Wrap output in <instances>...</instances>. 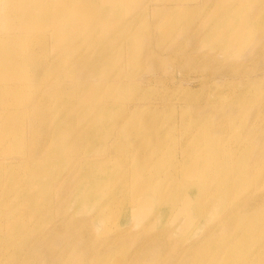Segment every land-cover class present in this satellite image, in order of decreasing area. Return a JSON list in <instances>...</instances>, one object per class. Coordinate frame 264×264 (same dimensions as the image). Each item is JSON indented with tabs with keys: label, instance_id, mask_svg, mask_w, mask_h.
Returning <instances> with one entry per match:
<instances>
[{
	"label": "bare ground",
	"instance_id": "6f19581e",
	"mask_svg": "<svg viewBox=\"0 0 264 264\" xmlns=\"http://www.w3.org/2000/svg\"><path fill=\"white\" fill-rule=\"evenodd\" d=\"M99 1L3 0L4 8L0 11V25L3 27L9 25L8 29H11L16 24L19 28L28 27L30 29L22 30L18 35H14L18 38L34 36L36 33L39 34L36 37L40 38L41 35L46 36L45 33L50 32L53 36L59 35L56 41L59 38L63 41H69L73 39L82 40L85 37H89L92 41V37L96 39L102 35V47L105 49L101 53H106L115 45L120 50L121 46L127 41V48L130 54L134 55L132 59L134 61L138 60L140 63L145 61L153 52L146 56L139 50V46L144 44L140 39L148 31L141 24L146 23L147 7L151 0H114L125 1L129 4L138 2L137 7L133 9V14L128 19V25L131 24L132 27L126 26L125 29L119 23L118 13L107 12L110 2L102 0L105 6L97 8ZM248 1H163L162 4L164 5L157 7L158 11L159 8H161L160 12L168 9V13L177 10L183 12L187 17L179 23H167V20L163 18L156 20L154 24L150 21L149 24H145L146 27L151 29L153 26L160 27L163 38L171 34L165 46L155 49V55L158 57L157 54H162L164 51L169 56H172L173 53L178 55L181 51L185 52L183 46L186 39L195 35L200 36V39L204 40L203 42L208 46L213 43L214 46L218 45V47L216 46L217 49L226 50L227 55L230 52L232 53L237 49L238 43H242L250 35L251 28L257 24V21H254L251 17L250 7L247 6L251 0L249 3ZM35 2L39 5L36 6ZM203 7H206L203 10L204 16L202 17L205 25L201 26L194 15L198 12V9ZM70 8L73 10H70ZM209 10H212L213 14L205 16ZM259 11V13H264V1ZM81 12L86 13V26H83L84 20ZM36 24L40 26H35ZM135 25L139 26L137 31L136 29L133 30ZM127 32L129 34L126 36ZM10 36L7 32H0V94L9 96L15 90L17 93L19 89L30 86L31 82L34 86L39 83L42 84L43 74L48 71L45 63L48 59L37 61L38 63L32 66L24 65V60L20 57L25 54L24 50H10L9 46L6 45L7 42H13L12 40L8 41ZM148 40L149 44H145L153 46L151 44L152 40L149 38ZM34 55L36 54L34 53ZM204 58L202 56V60L200 56H197L193 61L201 68L202 64H205ZM163 61L167 65L166 58H162L161 63L148 60L149 68L147 69L154 70L160 64L162 68ZM104 62L108 66L117 64V62L108 58ZM261 77L245 76L236 79L235 84H242L243 88L236 98L224 106L214 97L198 98L201 94L196 97L193 93L182 92L183 89L175 88L167 82L153 89L138 90L136 86L130 92L125 86L113 87L110 91L113 97L110 102L107 97L103 99L101 111L81 114L82 130L62 126L61 133L56 130L53 138L49 136L50 130L39 124V121L48 120V115L41 102L45 97L40 95L25 100L16 117H11L8 110L0 109V125H5L6 129L9 130V133H6L0 141L4 143L10 139L8 142L10 150L13 152L12 154L17 156L14 157L15 161H10L8 165L20 163L19 159H23L27 151H30L34 159L43 158L40 151L42 148L41 141L47 137L54 140V143L50 146L55 144L53 152L49 153V157L56 155L61 150L62 144L64 148L67 144H70L71 150L79 151L83 150L86 144L94 143V148L84 151H90L91 153L81 154L76 164L67 171L65 179L62 181V183H65L66 178H73L76 172L83 171L87 175L95 160L98 161V164H101L105 161L114 160V156L118 153H126V139L134 142L137 134H143L144 138L142 139L143 142H140L141 145L147 144L149 141H157L155 142L156 148L154 150L138 149V146L132 148L130 164L137 167L133 170L134 180L128 184V194L123 199L130 203L128 206H130L132 213L139 214L142 218L149 217L148 223L144 224L146 232L149 230V223L157 217H162L163 221H166L179 215L180 217L175 221V224L178 225V221L182 217L176 210V206L185 197H188L187 203L191 208V215L188 219L201 224L203 223V217L215 215L213 220L206 221L204 232H201L200 237L190 241L183 247H177L175 242H168L164 236L166 231L163 234L150 233L148 237L136 244V250L145 252L143 255L140 254L142 257L137 263L146 264L153 260L160 261V250L168 248V252H171V249L178 251L180 254L183 253L185 255L183 263L204 261L206 264H222L224 261L219 259L221 251L234 253L243 249L245 257L238 264H263V261L259 260L257 250L249 248L251 242L259 240L264 235V213L259 214L256 219L253 218L255 209L258 210L260 207L258 204L259 199H248L247 203L243 205L236 204L229 211L223 210L228 207L227 200L230 199L231 189H236L241 177L252 176L261 160V156H257L255 152L251 155L255 143L244 132V129L233 131L232 126V117H235L237 112H241L245 104H251L246 102L248 99L247 93L249 92L246 90L252 87L258 93L256 85L262 80L263 77ZM90 79L88 74H82L78 82L80 85L86 86ZM159 80L162 81L163 77L152 75L149 78V84L156 85L160 83ZM201 80L205 82L207 78ZM205 83L208 84V82ZM45 85L57 88L60 87L61 82L55 84L50 82ZM194 92L197 93V91ZM85 93L86 91L81 92V99H85ZM125 97L130 99L128 106L124 103ZM113 99H115L114 102H112ZM208 100H211L210 103L215 107L222 106L231 115V117H217L214 121L216 123L214 135L210 133L209 125H204V123L214 118L212 113L203 109ZM192 103H196V106L191 105ZM36 104L41 105L42 109L36 110ZM184 105H188L189 109L196 108V118L193 117L192 112L188 114L183 112ZM175 106H178L176 111L180 109L182 112L179 116L175 115ZM25 113H28V117H30V123L27 125H24L22 121ZM216 113L219 114L218 111ZM248 113L251 124H254L256 111L249 109ZM231 133L237 136L234 137ZM225 138L228 141L224 140ZM217 139H223V141L217 144L215 141ZM25 147L28 149H24ZM243 150L245 155L242 154ZM176 151L179 153L178 157L175 154ZM170 156L176 158L172 161H166L165 158ZM155 157L158 159V165L154 164L153 159ZM250 157H253V159H250ZM0 165L3 166L1 160ZM150 165H153V167L148 168ZM166 165H170L166 168L167 170L176 172L174 176H169L173 183H170L169 178H165L164 173L166 170L164 166ZM101 166L103 165L101 164ZM152 168H155V172L148 170ZM147 170L149 172H145ZM84 174L79 173L81 178L85 177ZM177 174L178 176H176ZM165 179L167 180L166 183H164ZM182 184L185 185L184 188ZM173 191L179 193L178 197L174 198L176 205L173 203ZM25 195L29 197L28 203L26 202L27 205L36 203L32 202L33 191L27 190ZM85 195L86 193L76 192V199H72L70 203L77 208L80 207L79 210L89 215L80 217L73 222L68 219L69 215L62 213L56 220L50 221L49 224L44 222L50 205L48 199L39 200L43 207L42 210H34L31 213H8L11 204L3 195L4 199L0 201V232H4L0 233V264H134L137 260L135 259L136 255L126 251L127 243L119 249L120 254L117 252L116 255L113 252V248L118 245V241L125 240L122 231L117 233L119 235L115 234L116 237H113L106 244L101 239H96L95 235L91 233L93 228L97 227L100 222H104V224L111 222L112 224L116 216L123 218L126 211H129L128 206L120 204V210L113 209L111 206L102 205L101 200H96L100 205L97 206L96 210H92L94 204ZM170 199L172 200L170 201ZM149 200L153 202L152 205L147 202ZM57 208L59 209V206ZM62 208L61 205L60 209L62 210ZM149 208L150 210L147 211ZM219 211L220 213H218ZM231 222L237 224L238 231L244 239L231 244L224 240L214 242L212 239L220 236L224 229L227 230ZM75 226L78 227L79 231L74 232V235L69 232L63 233L65 228L66 231H69L74 229ZM29 227L30 232L33 234L32 240L30 241L25 237V240L21 239L23 231ZM132 242L133 239L130 243L132 244ZM109 243L111 245L108 248L106 245ZM202 247H204L205 252L192 260L190 251ZM37 255L43 256L39 263H36L35 260ZM174 255L176 253L171 252V256Z\"/></svg>",
	"mask_w": 264,
	"mask_h": 264
},
{
	"label": "rangeland",
	"instance_id": "374dc122",
	"mask_svg": "<svg viewBox=\"0 0 264 264\" xmlns=\"http://www.w3.org/2000/svg\"><path fill=\"white\" fill-rule=\"evenodd\" d=\"M2 1L3 0H0V11L4 8ZM106 1L110 2L108 4L109 9H107V12L118 13L119 23L123 25L124 29L126 26L131 28L132 25H128V19L133 14V9L137 7L138 2L136 1L129 4L125 1ZM163 1L167 0H151L147 7L146 23L141 24V26L147 28L148 31L144 33L143 37L140 39L144 44L139 46V50L141 53L146 54V56L149 53H153L141 63L138 62V60L134 61L132 59L134 55L130 54V51L127 48V41L121 46L120 50H118L115 45L106 53H101L105 49L102 47V35L96 39L92 37V41L89 37H85L82 40L73 39L69 41H63L59 38L56 41L59 35L53 36L50 32L45 33L46 36L40 34L42 36L40 38L36 37V35H39L37 33L34 36L18 38L14 35H18L22 30L30 29L28 27L19 28L16 24H14L11 29H8L9 25L6 27L0 25V32H7V34L11 35L8 41L12 40L13 42L6 43L10 50H24L25 54L20 56L22 60H24V65L32 66L35 63H38L37 61L48 59V61H45L48 71L43 74V83L34 86L31 82L30 86L19 89L17 93L15 90L10 96L7 94H0V109H6L9 111L11 117H16L25 100L33 99L42 95L45 99L41 102L48 115V120L38 121L39 124L44 125L46 129L50 130L49 136L53 138L56 130H59L61 133L62 126L65 128L72 127L82 130L81 114L101 111V103L103 99L107 97L110 102V99L113 97L110 93L113 87L120 88L121 86H125L130 92V90L136 88V86L138 87V90L148 88L153 89L156 86L167 82L175 88L183 89V91L181 90L182 92L193 93L196 97L200 94L203 95H200L198 98L205 99L206 97H214L224 106L232 99L236 98L241 92L240 90L243 88L242 84H235L236 79L245 76H262V80L256 85L258 93H256L252 87L246 90L249 91L247 93L248 99L246 102L251 104H245L242 111L237 112L236 116L232 117L233 131L244 129V132H246L250 139H252V142L255 143L251 155L255 152L257 156H261V160L252 176L241 177L236 189H231L230 199L227 200L228 207L223 209L224 211H229L236 204L243 205L247 203L248 199L257 198L259 199L258 204L260 207L258 210L255 209L253 218L256 219L259 214L264 213V16H262L264 13H259V9L264 0H249L250 4H247V6L250 7L249 10L251 17L254 21H257V24L253 26L254 28L252 27L254 30L251 28V36H248L250 38L247 37L245 39L246 41H243L244 43H238L239 45L236 46L237 49L232 53L230 52L227 55L226 50L221 51L217 49L216 46L218 47V45L214 46L213 43H211L209 47L203 42L204 40L200 39V36L195 35L186 39L183 46L185 52L181 51L178 55L177 53H173L172 56H169L167 52L164 51L162 54H157V57L154 53L155 49L165 46V44L168 43L171 34L163 38L160 27L153 26L151 29L146 27L145 24H149V21L154 24L156 23V20L163 18L167 20V23H179L187 17L183 12L177 10L168 13V9L160 12L161 8H159L158 11L157 7L163 6ZM34 4L36 6L39 5L37 2ZM104 6V1L100 0L96 7L103 8ZM205 8L206 7L198 9V12L194 15L201 26L205 25L202 21V17L204 16L203 10ZM70 10L73 9L70 8ZM209 14H213V11L209 10L205 16ZM81 16L84 20L83 26H86V13L81 12ZM255 18H257V20H255ZM159 24L161 25V23ZM35 26L40 25L36 24ZM134 29L137 31L139 26L135 25L133 27V30ZM101 34H103V32H101ZM128 34L129 33L127 32L126 36ZM147 37L152 40L151 44L153 46L147 45L149 44ZM248 40L249 42H247ZM118 41L119 39L117 42ZM34 53L36 55H34ZM197 56H200L201 59L202 56L205 57V64H202L201 68H199L200 65L193 61ZM107 58L117 62V64L108 66L104 62ZM162 58L167 59V65H165L163 61L162 68L160 64L154 70L147 69L149 68L148 60L161 63ZM82 74H88L91 78L86 86H82L78 82ZM152 75H159L163 77V80H159L160 83L156 85H151L149 84V78ZM201 76H207L204 78H207V81L205 82H208V84L201 80L204 79ZM50 82H53L54 84L61 82V85L57 88L45 85ZM83 91H86L85 99H81V92ZM194 91H197V93ZM114 101L115 99L112 100V102ZM210 102L211 100H208L207 105L203 109L212 113V117L214 118L204 123V125L208 124L210 127V133L214 135L216 127L214 121L217 117H231V115L222 106L215 107ZM124 103L128 106L130 104V99L125 97ZM188 105H184L185 109L183 112L186 114L192 112L193 117L196 118V108L192 107L189 109V107H187ZM191 105L196 106V103H192ZM177 107L178 106L174 107V111L175 115L179 116L182 112L180 109L176 111ZM35 109L40 110L42 109V106L36 104ZM249 109L256 111L254 124H251L250 122V115L248 113ZM216 111H218L219 114H217ZM23 116V124H29L30 117H28V113H25ZM201 124L203 125V123ZM6 133H9V130L6 129L5 125H0V140ZM231 134L234 137L237 136L233 133ZM215 137L221 138L219 136ZM51 138L47 137L41 141L42 148L40 151L42 152L41 157L43 158L34 159L30 151H27L25 156L23 155L24 158L19 159L21 162L15 165H8L10 161H15L14 157H17L12 154L13 152L10 150L8 144L10 139L4 143L0 141V160L3 163V166L0 165V201L4 199L3 195H5L7 201L11 204L8 213H31L34 210H42L43 207L39 203V200L44 198L48 199L50 202L47 209V217L44 220L46 224H49L50 221L56 220L62 213L69 215L68 219L74 222L80 217L89 215L88 213L79 210L80 207L77 208L74 204L70 203L72 199H76L75 195L78 191H80V193L82 192V194L86 193V198L94 204L92 210H96L97 206L100 205L96 200H101L103 202L102 205L104 206H111L113 209L116 208L120 210V204H126L127 206L130 204L123 198L128 194V184L132 183L134 180L135 176L133 170L137 167L136 165L130 164L132 148L138 146V149L154 150L156 148L155 142H157L149 141L147 144L144 143L141 145L140 142H143L142 139L144 136L143 134H137L134 142L126 139V153H118V155L114 156V160L101 163L103 166L98 164V161L94 159L95 162H93L94 164L88 170L87 175H85L83 171L79 172L84 174L85 177L81 178L79 173L76 172L73 178H66V182L62 183L67 171L76 164L77 159L81 154L86 155L91 153L90 151H84L91 150L95 145L94 143H88L83 150L76 151L71 150L70 144H67L66 148H64L62 144L61 150L56 155L49 157V153L53 152V146L55 145L50 146L54 143V140ZM224 140L228 141L227 138ZM215 141L219 144L223 139H217ZM26 148L27 147L24 149ZM175 154L177 157L179 156L177 151ZM242 154L245 155L244 150L242 151ZM174 158L176 157L170 156L165 159L166 161H172ZM250 159H253V157H250ZM153 161L154 164L158 165L157 157H155ZM150 167H153V165H150L148 168ZM167 167H170V165L164 166V169L166 170L164 173L166 179H168L169 176H174L176 173L174 170H167ZM148 170L155 172V168ZM148 170L145 172H149ZM178 174L176 176H178ZM158 179L161 180L160 178ZM166 179L164 183H166ZM170 183H173L172 180ZM182 187L184 188L185 185L182 184ZM27 190L33 191L34 196L32 202H36L34 205H27L29 201V197L25 195V191ZM178 194L179 193H174V191L172 192L173 203L175 205L177 203L174 198H177ZM171 200L172 199H170V201ZM187 201L188 197H185L176 206V210L182 217L178 221V225L175 224V221L178 220L180 217L179 215H176V219L172 218L171 220L167 219L166 221H163L162 217H157L154 221L149 223V230L146 232L144 224L148 223L147 221L149 217L142 218L139 214L132 213L130 206H128L129 211H126L123 218H118L116 216L115 220L112 221V224L111 222L105 224L104 222H100L97 227L93 228L91 233L95 235L96 239H101L103 243L106 244L110 242L113 237H116L115 234L122 231L125 240L118 241V245L113 248V252L116 253V255L117 252L120 254L119 249L127 243L128 247L126 251L130 254L136 255L135 259L137 260H135L134 264H141L137 262L140 261L142 257L141 255L145 252L136 250V244L148 237L150 233L153 234L157 232L163 234L166 231L164 236L168 242L172 241L177 243V247H183L190 241L198 239L202 234L201 232H204L206 221L213 220L215 214L205 216L203 217L204 219L201 218L203 219V223L201 224L200 222H194L193 220L188 219L191 215V208ZM147 202L151 205L153 204L151 200ZM61 205L63 206L62 210L60 209ZM64 205L66 206L64 207ZM58 206L60 210L57 208ZM166 209L168 208L166 207ZM149 210L150 208L147 211ZM218 213H220V211ZM112 216H114V214H112ZM257 224H259V222H257ZM236 225L235 222H231L227 230L224 229L220 236L215 237L212 240L214 242H222V240H224L225 242H229V244L236 241H242L244 239L243 235L239 233L240 231H238ZM78 231V227L75 226L74 229L69 231H66L65 228L63 233L69 232L71 235H74V232L77 233ZM0 233L2 234L4 232ZM128 235L133 237L130 238ZM22 236L20 238L23 240H25L24 237L30 241L32 240L33 234L30 232V227L23 231ZM132 239L133 242L131 244L130 241ZM250 244L249 248L257 250L256 253H259V260H262L264 264V235L259 240L253 241ZM110 245L111 243L107 244L106 247L109 248ZM157 247L159 248V246ZM170 251L175 252L176 255L172 257L171 252H168V248H162L160 250V261L153 260L146 264H206L204 261H190L183 263V258L185 256L183 253L180 254L178 251L171 249ZM203 252H205L204 247L191 250L190 258L194 260V257L200 256ZM243 257H245L243 249L234 253L221 251L219 254V259L224 261L222 264H238ZM42 258L43 256L37 255L35 257L36 263H39Z\"/></svg>",
	"mask_w": 264,
	"mask_h": 264
}]
</instances>
